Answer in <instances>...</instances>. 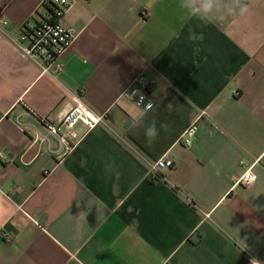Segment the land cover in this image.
I'll list each match as a JSON object with an SVG mask.
<instances>
[{"label": "crops", "instance_id": "crops-1", "mask_svg": "<svg viewBox=\"0 0 264 264\" xmlns=\"http://www.w3.org/2000/svg\"><path fill=\"white\" fill-rule=\"evenodd\" d=\"M42 2L0 0V264L264 262V0L209 23L180 0H73L58 73L14 42ZM139 76L146 114L126 94ZM77 99L107 118L58 160L43 124ZM248 166L253 182L235 185Z\"/></svg>", "mask_w": 264, "mask_h": 264}, {"label": "built area", "instance_id": "built-area-1", "mask_svg": "<svg viewBox=\"0 0 264 264\" xmlns=\"http://www.w3.org/2000/svg\"><path fill=\"white\" fill-rule=\"evenodd\" d=\"M42 3L48 8L46 16L39 18L31 26L23 25L19 34L14 38V42L23 55L35 60L41 71L58 73L63 67L59 57L75 37V31L62 23V17L73 0H43ZM148 88H150V83L139 76L134 80L132 87L127 90V97L131 102L144 108L151 107L152 103L146 94ZM107 114L108 111L95 113L77 99L76 103L57 122L43 124L45 135H41V139L48 141V136L55 138L58 145L54 150L55 156L58 160H63L75 148L84 133L105 122ZM78 123H82L84 126L82 134L75 132ZM198 128L196 121L193 122L183 130L179 141L189 146ZM172 165V160L163 156L151 163L150 166L156 175L159 171L170 168ZM254 178L251 166H248L235 185L247 187ZM204 216L208 217L209 214L205 213ZM252 260L256 259L249 256L248 264ZM253 264L256 262L253 261ZM260 264H264V262H260Z\"/></svg>", "mask_w": 264, "mask_h": 264}, {"label": "clouds", "instance_id": "clouds-1", "mask_svg": "<svg viewBox=\"0 0 264 264\" xmlns=\"http://www.w3.org/2000/svg\"><path fill=\"white\" fill-rule=\"evenodd\" d=\"M179 7L186 13L188 18H196L202 23H209L214 20L218 13H225L227 15L235 14L237 10L241 14L246 13L248 8L241 3V0H180ZM195 38V37H193ZM150 110V106L145 109V114ZM142 126L141 119H134L132 127ZM161 128L167 130V125L162 124ZM157 123L155 120L151 121L145 128V135L149 142L154 140L158 135ZM260 264L258 260H252L250 264Z\"/></svg>", "mask_w": 264, "mask_h": 264}]
</instances>
